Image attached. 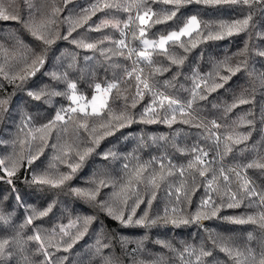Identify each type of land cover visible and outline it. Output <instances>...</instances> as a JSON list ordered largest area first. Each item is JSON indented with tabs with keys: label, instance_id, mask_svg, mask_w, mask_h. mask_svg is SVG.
I'll use <instances>...</instances> for the list:
<instances>
[{
	"label": "trees",
	"instance_id": "1",
	"mask_svg": "<svg viewBox=\"0 0 264 264\" xmlns=\"http://www.w3.org/2000/svg\"><path fill=\"white\" fill-rule=\"evenodd\" d=\"M95 2L96 0H68L67 3L65 0H0V3L9 12L18 14L23 20H28L32 15L37 26L42 22L46 23L49 18L55 19V24H46L41 31L51 34L58 32L60 36L67 33L66 18L79 16L82 9L90 8ZM29 4L32 5L31 8ZM151 7L162 19L163 12L172 6L160 2L152 4ZM54 8L59 9L55 16L52 15ZM249 14L252 19L248 28L238 34L225 36L219 40H203L202 37L197 38L195 33L191 38L182 37L181 41L190 49L187 52L180 47V42H170L167 46L169 53L185 57L181 66L172 65L165 55L159 54V50L153 52L152 66L142 63L147 76L152 72L153 67L167 68V71L151 75L149 80L166 94L186 102L190 98V89L193 87L194 71L202 75L214 73L215 66L225 58H231L230 63L235 65L238 60L244 59V57L235 54L247 43L249 48L247 67L232 76L223 88L211 93L206 100L198 101L194 105L199 109L198 115L206 118V123L215 119L222 125L220 129L216 130L221 135L219 148H217L216 141L209 138V133L205 129L185 124L181 122L179 116L171 126L162 122H139L140 113L151 102L152 97L144 94L142 99H138L136 107L131 108V101L135 95V81L134 78L129 79L125 75V70L129 67L128 59L113 55L112 52L102 55L98 50L81 48L71 43L73 38L94 42L104 36H109L111 40H118L121 36L119 30L111 27L103 28L100 31L94 29L102 18L114 16L124 19L125 12L115 9L98 11L87 24L77 28L69 39H57L51 46H45L42 41L33 37L22 23L13 20H0V65L3 66L5 73L13 75L19 72L25 64L31 63L36 55L45 57V63L39 71L28 77L23 83L19 81L9 83L3 75H0V99L8 101L5 106L6 111H0V154L3 159L16 158L21 154L26 155L28 152L26 148L28 149L29 144L32 151L35 152L41 144V133L36 129L52 120L58 110L70 105V101L63 95H45L40 100H35L28 95L30 91L38 92L42 89L66 92L67 81L54 80L50 75L53 72L57 74L67 72L68 80L77 84L78 94H82L87 99L92 96L96 83L104 86L108 82H120L119 91L113 90L110 98L107 99L108 106L103 109L102 116L87 118L89 129L97 127L100 131L98 125L107 119L109 110L118 114L125 110L126 105L127 110L137 120L136 123L120 129L114 135L101 139L95 150L81 163L73 178L59 188L32 183V177L44 172H48L52 176L68 173L70 169L67 167V163L78 161L74 149L91 146L92 137L89 132L77 129L75 120L69 122L67 133L62 131L61 125L58 123L48 138L49 145L53 143L71 145L73 150L68 153L70 159L62 156L61 160H56L55 157L61 155L59 151L45 147L43 153L31 165H28L26 161L22 162L16 175L11 178L12 184L7 183L3 171H0V176L5 177L0 180V215L8 218L7 222L0 220V240H9L5 252L12 253L11 257L0 256V264H25L23 256H27L29 264H104L105 258L110 259L112 264H141V262L143 264H154V262L156 264H185V261H195V254L190 255L183 251L188 245L196 249V254L199 253L201 247L211 252L210 256L202 257L203 264H233V261L218 246L223 238H230L227 241L230 247L238 248L245 254H247V249L251 248L259 257L260 252L264 251V228L258 224H236L223 219L227 216L247 217L264 211V206L258 204L257 197L242 199L237 208L223 207L217 216L199 222L176 226L161 220L156 225L145 228L135 224L124 225L102 211L96 202L78 197L70 191L72 187H95L89 183L94 178L111 177L118 182L121 181L124 176L123 165L135 163L131 157L125 159L130 153L138 156L141 161L167 156L173 164L186 166L195 154L190 151L182 154L178 148L190 150L196 145L209 153L206 160L215 158L217 163L213 166L216 168H219L221 164L227 169L226 164L245 165L252 161L264 163V159H261L264 157V132L261 133L264 124V86H261L259 81L254 83L248 74L253 70L256 73L264 72V56L258 54L260 51H264V3H256L251 7L239 3L214 6L189 4L182 7L172 20L158 24L149 21L151 26H146V38L157 39L162 34L177 30L190 15L198 16L201 20V29L206 34L209 29H204V23H208L211 30H218L219 21L231 22L247 17ZM154 19L156 17H153ZM190 39H199L200 42L195 48H192L189 43ZM131 42L140 44L139 40L132 37ZM98 48H111L113 52L118 51L116 45L111 41H105L103 45H98ZM73 56H75L74 62ZM106 56L110 59H106ZM69 64H72L71 68ZM177 72H180L181 75L173 81L175 86L165 88L164 81L172 80ZM222 74L227 73L222 70ZM240 97L248 100V103L238 104L230 112H226L227 106L237 102ZM157 110L160 111V109ZM25 115L31 118L33 125H36L31 129L33 135L29 141L27 134L19 129L20 120ZM163 116L164 112L161 111V120ZM81 118H83L82 114ZM241 119H243V123H241ZM248 120H251L252 124H247ZM209 127H211L210 124ZM233 130L244 135L250 133L249 138L241 143L231 144L232 152L225 155L221 160L223 163H220L216 153L217 151L224 152L223 137ZM161 136L166 139L160 140ZM154 137L157 139L153 140ZM21 140L25 141L23 146L20 144ZM109 150L115 151L118 158L104 159L103 154ZM62 160L66 162H62ZM244 172L258 191L264 190V169L245 168ZM194 174L196 176L195 185L198 187L191 194L190 202L183 201V197H181L183 202L177 204L175 197L168 195V185H178L182 179L177 173L162 184L151 208H147L146 204H141L133 219L141 216L145 210L149 212L150 217H155L162 215L166 206L169 209L175 206L182 211L183 216L191 220V215L197 211L202 198L206 195L205 179L199 177L198 173ZM229 175L233 181L232 190L238 191L235 183L236 177L231 173ZM184 178L187 179L188 186L191 188L193 184L189 172L185 173ZM114 191H118V188H101L97 200L114 203L112 199ZM17 196H19V200H17ZM213 196L219 202V196L215 193ZM225 202H227L226 197ZM49 204H53V207L48 215L37 217L30 225L25 224L26 218L32 215L33 209L42 211ZM116 206L119 207V205ZM128 214L129 210L126 209L125 218ZM77 216H93L95 219L88 226L87 232L67 251L64 250L65 245L60 243L58 247H48L49 256L45 257L41 251H38V242L27 241V237L36 231H39L42 236H52L53 230H55L52 242L57 244L63 236L58 231L59 227L70 220H76ZM21 225L25 226L20 227ZM76 231V228H72L69 233L75 235ZM249 233L252 234V239L248 238ZM98 239L101 245L106 244L108 247L98 245ZM122 239L127 243L122 244ZM63 240L68 241L69 237L65 236ZM18 241H26L22 244L23 251L20 250L21 244ZM158 241L168 242L171 247H164ZM45 243L47 245V241ZM98 248L99 251H97ZM181 254H183V260Z\"/></svg>",
	"mask_w": 264,
	"mask_h": 264
},
{
	"label": "snow or ice",
	"instance_id": "2",
	"mask_svg": "<svg viewBox=\"0 0 264 264\" xmlns=\"http://www.w3.org/2000/svg\"><path fill=\"white\" fill-rule=\"evenodd\" d=\"M67 3L68 0H65ZM162 2L165 5H171L172 7L163 12L162 19L161 17L153 10L151 7L152 4ZM204 4L209 6L220 5V4H243L251 7L256 3H264V0H96L90 8H84L81 10V14L75 18L68 17L66 22L68 23L67 33L63 36H60L58 32L55 34L44 33L41 30L47 25H53L56 23L55 19L49 18L46 23L42 22L39 26L35 24L34 17L30 15L28 20H23L18 14L14 12H9L2 3H0V20L8 21H18L23 24L26 30L36 39L42 41L45 46H51L56 42L57 39H69L72 36V33L77 30V28L83 27L88 23L93 16L96 15L98 11H104L105 9H115L118 11H123L128 13L127 20L121 21L116 17L104 18L99 24L95 26L96 31H100L103 28L111 27L113 29L119 30L121 34V39L111 40L109 36H104L102 39L96 40L94 42H86L84 39H75L71 40V43L85 49L98 50L101 54L107 52H112L113 55H119L126 59H132L133 56L136 59L132 60L134 67L129 71L125 70V75L127 78L135 79V95L131 101V108H135L138 102V99H142L145 91L151 93L152 100L145 106L143 111L140 113L139 122L144 123H156L162 122L171 126V124L177 121L179 116L181 122L185 124H190L196 128H203L209 133V138H213L216 141L217 148L221 143V135L218 130L222 127L221 124L217 123L215 119H212L205 122L206 118L198 115L199 109L194 107L198 101H203L208 98V95L217 91L220 88L224 87V84L227 83L232 76L239 73L247 67V53L249 51L247 43L244 48L239 50L235 55L239 57H244V59L238 60L235 65L230 63L231 58H225L224 61H220L215 66L214 73H208L202 75L199 72L194 71L192 76L193 87L190 89V98L185 102L181 101L175 96L166 94V92L157 88L154 84L149 82L150 76L155 75L156 73H162L167 71V68L153 67L152 72L149 76H144L143 67H135L139 64H147L149 66L153 65L152 55L153 52L159 50V54L166 56L170 60L172 65L181 66L184 63L185 57H178L168 51L169 43L180 42V47L184 48L185 52L190 49L185 46L184 42L181 41L182 37H193L197 38L202 37L203 40H219L223 39L225 36H232L240 32L245 31L249 22L252 19L251 14L247 17L241 19H235L231 22L221 20L218 22V30H211V26L208 23H204V29H209L206 34L201 29V20L197 15H190L186 18L183 25L178 28V30H173L168 32L166 35H160L158 39H149L146 38V26L150 27L149 21H152L153 24L162 23L167 20H172L177 16L179 10L189 4ZM31 8L32 5L29 4ZM59 12V9H53L52 15L55 16ZM153 17L156 19L153 20ZM147 18V19H146ZM122 25V27H121ZM138 29V34L137 30ZM131 34L133 39L139 40L141 47H131L129 43H126V38L128 34ZM105 41H111L115 44L118 51L113 52L111 48H98V45H103ZM199 39H190L189 43L192 48L197 46ZM124 49L127 51L125 52ZM261 56H264V51L258 53ZM86 59H88L86 57ZM106 59L110 57L106 56ZM73 62L75 61V56L72 57ZM45 63V57L43 55H36L31 63L25 64L19 72H16L13 75H9L4 72L3 66L0 65V75H3L5 80H8L9 83H16L17 81L23 83L28 77L34 75L39 71ZM69 67H72V64H69ZM222 70L227 74H222ZM252 78L253 82L259 81L261 86H264V72L256 73L254 70L248 73ZM54 80H64L67 81V91L59 92L54 89L50 91L40 90L38 92L30 91L28 95L35 100H40L43 96H66V98L71 102L67 108H61L55 114V117L50 120L48 123L42 125L40 128L36 129L37 132L41 133L40 140L41 144L37 147L35 152L32 151L31 145L28 146V152L26 155L21 154L16 158H7L8 163H5V159H0V171H3L7 177V183L12 184V177H14L22 166V162L26 161L28 165H31L36 159L39 158L44 151L45 147H51L57 149L61 155L55 157L56 160H61L62 156L66 159H70L68 156L69 151L73 150V147L68 144L57 145L55 143L49 145L48 138L49 134L53 129L57 127L59 123L63 132L67 133L68 124L70 121H76L77 129H83L86 132H89V135L92 137L91 146L84 147L83 149L76 148L75 156L78 157L76 162H68L67 167L70 169L68 173H60L56 176L50 175L48 172H44L41 175H33L32 183H37L40 185H48L53 188H59L67 181H70L73 178V175L76 173L78 168L81 166V163L89 156L94 150L95 147L99 145L100 140L114 135L120 129L130 126L133 123H136V118L127 110V105L125 110L120 111L118 114L113 113L111 110L107 113V119L103 120L99 125L98 131L97 127H92L89 129L88 117H101L103 114V109L107 108V99L110 98L113 90L119 91L120 82L113 81L108 82L106 86L102 88L100 83L95 84V91L100 95H93L91 100L88 101L85 96L78 94L77 84L75 82L69 81L67 77V72L62 74H57L56 72L50 73ZM181 75L180 72H177L172 77V80H165L164 87H174V80H177ZM218 78V80H217ZM183 87V85H181ZM127 100V97H125ZM7 99H0V111H6L5 106L7 105ZM248 103L243 97L238 98L237 102L227 106L226 112H230L232 108L238 106V104ZM75 105V106H73ZM90 107V111H88ZM216 107V105H213ZM157 109H160L158 111ZM161 111L164 112L163 119H160ZM81 114L82 117L81 118ZM31 118L28 117V120ZM241 119V123H243ZM247 124H252L251 120L246 122ZM209 124L211 127H209ZM249 135H244L236 133L234 130L231 133L226 134L223 137L224 143V152H217V155L220 157V160H223L224 156L232 152L231 144H238L242 141H245L249 138ZM157 138H153L155 140ZM160 140L166 139V137H159ZM231 142V143H229ZM20 144L23 146L25 144L24 140L20 141ZM182 154H186L188 151L194 153L192 159H190L187 165H177L173 164L171 159L167 156L153 157L150 161H141L140 158L132 153L128 154L125 159L131 157V160L135 161L134 164L125 163L123 165L124 176L121 178V181H116L111 177H101L99 179H92L89 183L95 185V187H72L70 191L78 197L85 198L89 201L97 203V206L105 211L113 219L120 221L124 225L135 224L141 227H151L157 224L158 221H163L164 223H171L173 225L188 224L190 222H199L204 219H209L217 216L221 208H237L241 204V200L244 198H253L258 197V204L264 206V190L257 191V188L252 185V182L242 176L239 168H252L259 167L264 169V163H258L257 161L249 162L245 165H236L235 167H228L227 169L221 164L219 168L214 167L213 165L217 163L215 158L213 160H206L209 153L204 149L194 145L190 150L179 149ZM104 159L112 157L113 159L118 158V154L115 151L109 150L104 153ZM264 159V157H261ZM62 162H66L62 160ZM189 172L192 178L193 186L190 188L188 186V181L185 177V173ZM178 175L182 178L178 185L169 184L168 185V195L170 197L174 196L177 204L182 203L183 201L191 200V194L197 190L195 185L196 176L194 173H198L199 177L204 178L206 183L204 184L205 188V197L201 200V205L195 213L191 215V220L183 216L182 211L177 207L173 206L169 209L167 206L164 208L162 215H157L155 217H150L149 212L145 210L141 216L136 219L133 217L136 215L137 209L141 204H146L147 208H151L152 202L157 197V192L161 188L162 184L168 181V178ZM233 174L236 177V188L238 191L232 190L233 181L230 178L229 174ZM210 174V175H209ZM4 176H0V180L4 179ZM112 187L114 189L118 188V191L112 193V199L115 203H110L104 200H97V197L100 194L101 188ZM219 196V202L214 199L213 194ZM183 197V201L181 199ZM225 197L227 202H225ZM19 200V196H17ZM131 202V203H130ZM119 205L117 207L116 205ZM53 204H49L48 207L42 211H36L33 209L32 215H29L26 218L25 224H32L33 220L37 217H43L48 215L52 210ZM129 210V214L125 218V210ZM95 219L93 216H83L76 217L75 221L70 222V227L76 228L77 231L75 235H71L67 230V226L60 227V233L63 234L61 241L57 244H53V238L55 236V230H53V235L42 236L39 231H36L33 235L27 237V241H36L39 243L38 251H41L45 257L49 256L48 247H58L60 243L65 245L64 250L67 251L70 249L73 244L79 240L88 230V226ZM223 219L236 224H245L253 223L258 224L261 228H264V211H261L257 215H248L244 216H227ZM0 220L7 222L8 218L0 215ZM21 225L20 227H24ZM19 235V233H18ZM69 237L68 241H64L63 237ZM248 238L252 239V234H248ZM230 238H223L221 243L218 245L220 250L223 251L229 259L233 261V264H264V251H261L259 257L255 251L251 248L247 249V254L241 251L238 248L230 247L227 243ZM47 241V245L45 243ZM122 244L127 243L126 240L122 239ZM21 244V251H23L22 244L26 241H18ZM142 244V242H140ZM164 247L170 248L171 245L165 241H158ZM215 243V241H214ZM9 244V240L3 239L0 240V256L7 255L12 256L11 252L6 253L5 248ZM97 244L101 245L100 240H97ZM101 247H108V245L103 244ZM99 251V248L97 249ZM135 251V250H134ZM190 255L195 254V261H185V264H203L202 257H207L211 255L210 251L204 250L203 247L200 248L199 253L196 254V249L188 245L183 250ZM25 264H29L27 256H23ZM181 259L183 260V254H181ZM104 264H112L111 260L105 258ZM143 264V262H141ZM156 264V262H154Z\"/></svg>",
	"mask_w": 264,
	"mask_h": 264
},
{
	"label": "rangeland",
	"instance_id": "3",
	"mask_svg": "<svg viewBox=\"0 0 264 264\" xmlns=\"http://www.w3.org/2000/svg\"><path fill=\"white\" fill-rule=\"evenodd\" d=\"M127 16H128V13H126V16L124 17V19H120L121 21H126L127 20ZM102 19H104V18H102ZM101 19V20H102ZM119 19V18H118ZM147 19V18H146ZM100 20V21H101ZM121 27H122V25H121ZM135 29V28H134ZM137 30V34H138V29H136ZM178 30V29H177ZM173 31V30H172ZM167 34V33H166ZM165 34V35H166ZM130 37H131V34H130ZM158 39V38H157ZM140 43V42H139ZM141 46V45H140ZM135 88V87H134ZM160 89V88H159ZM161 90V89H160ZM163 91V90H162ZM134 93H135V89H134ZM93 95H100L99 93H93L92 94V96ZM91 96V97H92ZM91 97L89 98V99H87L88 101H90L91 100ZM71 103V102H70ZM91 109H90V107H89V109H88V111H90ZM263 112H264V106H263ZM56 114V113H55ZM55 114H54V116H53V118L55 117ZM28 115H25L21 120H20V131H22L23 133L25 132L26 134H27V136H28V138H27V140L29 141V139L32 137V135H33V131L31 130L32 128H35L36 127V125H33V123L31 122V119L30 120H28ZM263 127V126H262ZM214 131H216V130H214ZM261 133H262V129H261ZM27 141V142H28ZM26 150L28 151V149L26 148ZM218 152V151H217ZM217 154V153H216ZM217 158H218V162H220V163H223L221 160H220V157L217 155ZM0 159H3V157L1 156V154H0ZM14 159V158H13ZM5 163L7 164L8 163V160L7 159H5ZM226 166L227 167H235V166H232V165H230V164H226ZM244 169L245 168H239L238 170L241 172V174H242V176H244L245 178H247L248 180H250V178H249V176H247L246 174H245V172H244ZM4 173V172H3ZM4 175H5V173H4ZM5 177H6V175H5ZM7 178V177H6ZM252 182V181H251ZM252 185L254 186V184L252 183ZM258 191V190H257ZM257 201H258V197H257ZM114 202V201H113ZM115 203V202H114ZM118 205V204H117ZM71 221H75V220H70V221H68L67 223H65V224H63V226H67L66 227V230L69 232L70 231V229H72L73 227H70L69 225H70V222ZM62 226V225H61ZM60 226V227H61ZM60 227H59V230H60ZM58 230V231H59ZM59 233H60V231H59ZM61 235H63L62 233H61Z\"/></svg>",
	"mask_w": 264,
	"mask_h": 264
},
{
	"label": "built area",
	"instance_id": "4",
	"mask_svg": "<svg viewBox=\"0 0 264 264\" xmlns=\"http://www.w3.org/2000/svg\"><path fill=\"white\" fill-rule=\"evenodd\" d=\"M121 38H122V37L120 36L119 39H121ZM119 39H118V40H119ZM126 43H129V46H131V47H141L140 44H132V42H131V37H130V32H129L127 38H126ZM124 51L126 52L127 50L124 49ZM133 59H136V57L133 56L132 59H128V61H129V67H128L127 70H129V71L134 67V65H133V63H132V60H133ZM135 67H143V69H144V65H143V64L135 65ZM143 75H144V76H147V75L145 74V71H144ZM133 78H134V77H133ZM134 81H135V79H134ZM149 82L152 84V82H151L150 80H149ZM135 84H136V82H135ZM94 86H95V85H94ZM104 86H106V85H104ZM104 86H102V88H103ZM134 87H135V85H134ZM134 89H135V88H134ZM135 91H136V89H135ZM93 93H97V92L95 91V87H94V89H93ZM144 94H147L148 96H151V93H149V92H147V91H145ZM151 97H152V96H151ZM68 106H69V105H68ZM68 106H67V107H68ZM73 106H75V105H73ZM67 107H66V108H67ZM262 132H264V125H263V127H262Z\"/></svg>",
	"mask_w": 264,
	"mask_h": 264
},
{
	"label": "crops",
	"instance_id": "5",
	"mask_svg": "<svg viewBox=\"0 0 264 264\" xmlns=\"http://www.w3.org/2000/svg\"><path fill=\"white\" fill-rule=\"evenodd\" d=\"M264 125V124H263Z\"/></svg>",
	"mask_w": 264,
	"mask_h": 264
}]
</instances>
